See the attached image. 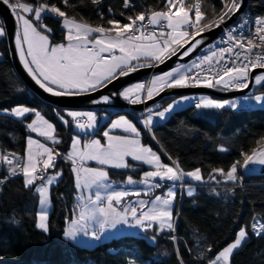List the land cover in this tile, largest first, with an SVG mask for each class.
Segmentation results:
<instances>
[{
    "label": "snow or ice",
    "instance_id": "obj_1",
    "mask_svg": "<svg viewBox=\"0 0 264 264\" xmlns=\"http://www.w3.org/2000/svg\"><path fill=\"white\" fill-rule=\"evenodd\" d=\"M91 2L99 4L100 0ZM2 3L9 7L18 25L15 45L23 67L45 92L56 97H72L105 88L119 77L138 71L140 67H153L152 61L156 62V65L162 64L166 59L177 55L179 48L185 49L183 55H189L197 45L203 43L197 37L205 31L220 27L240 12L243 0H221L222 8L217 13L213 6L214 18L211 20L203 10L204 0H163V6L160 8H148L131 15L121 12L120 15L125 17L126 22L108 19L107 27L103 24H89L83 17L77 19L75 15L69 16L66 10H62L55 2L49 3V0H2ZM60 3L67 7L72 6L69 0H60ZM123 7L133 8L132 0H123ZM111 11L109 8V12ZM100 15L103 17V13ZM46 18L55 19L60 23L62 42L54 43L50 39L52 28L44 23ZM243 27V24L240 25L238 34H234L237 29H230L227 39L220 41L228 46L211 51V54L201 58L199 63L194 61L191 66L178 65L155 76L146 89L145 99L152 100L165 88L205 87L227 91L244 90L249 88L251 83L264 85V72L252 75L255 69L264 70V16L254 19L247 35ZM5 35V26L0 22V37ZM186 45L188 47H185ZM142 59L145 63H140ZM203 65L209 66L206 74L201 75V71L192 76L187 74L194 68L203 70ZM182 68L186 69V72H181ZM144 91L145 84L138 83L124 89L119 95L132 104H139L145 102L141 96ZM110 99L109 96H102L101 100L94 102L108 103ZM192 99L196 100L194 106L197 109H236L239 106L238 100L182 96L163 111L154 112L153 108H147L148 115L142 120L143 125L149 128L153 123V116L164 118L166 113L172 112L182 101ZM244 99L254 100L264 106V93L246 96ZM0 111L17 118H27L29 114H33L35 119L26 124L28 130L51 141L53 145L62 142L56 134L55 126L36 109L18 106ZM66 115L81 132H87L97 126L95 112L69 110ZM57 116L63 124L70 123L60 113H57ZM115 129H122L133 135L111 134ZM140 137L141 132L136 124L122 115L112 120L110 129L103 132L105 142L101 139H91L82 143L79 135L72 138L70 151L62 158L71 162V171L75 175L74 187L80 192L76 197L79 203L73 209L75 218L70 220L62 233L66 240L75 242L78 237L83 236L99 241L106 230L116 229L121 224H130V219L134 222L131 226L145 231L155 228L158 233L165 230L175 232V183L168 187L166 196L155 195L150 201L139 199L135 206L129 203L121 207L125 197H140L141 192L115 190L114 182L110 181L109 172L105 167L87 166V162H95L100 166L115 169H134L136 165L130 164L128 158L152 165L154 170L145 171L140 181L134 180L132 176H128L126 180L128 185L139 183L147 186L148 192L165 187L161 182H182L186 177L205 182L200 168L186 172L178 160L172 161L171 164L163 163L161 156L151 147L144 145ZM258 144L259 146L253 148L250 153L243 154L242 162L235 161L227 171L222 168L213 169L207 179L220 183L216 175H213L215 173L226 182L242 181V177L238 175V167L248 169L250 165H264V138H261ZM220 150L227 151L225 148ZM60 156L58 150L31 136L26 140V157L14 152H0V165L5 166V175L0 177V190L9 179L22 177L25 188L33 189L38 195L41 211L38 213L36 226L45 233L49 231L48 209L52 203L50 189L63 175L56 165V158ZM49 169L56 170L49 173ZM194 193L195 189L190 184L187 185V195L191 197ZM249 230L257 237H264V217H253L250 225L241 226L235 239L208 257L207 264H231L234 251L249 239ZM168 238L176 240L172 235ZM155 239L153 236V242ZM206 251L212 252V247L209 246ZM198 259H204L203 252ZM129 264H136V261L130 260Z\"/></svg>",
    "mask_w": 264,
    "mask_h": 264
},
{
    "label": "trees",
    "instance_id": "obj_2",
    "mask_svg": "<svg viewBox=\"0 0 264 264\" xmlns=\"http://www.w3.org/2000/svg\"><path fill=\"white\" fill-rule=\"evenodd\" d=\"M52 2L66 10L69 16L75 15L77 19L83 17L89 24H103L105 27L108 26V19L126 22L125 17L120 15L121 12L131 15L163 6V0H132L134 7L131 9L123 7V0H100L99 4H93L91 0H69L71 7L62 5L60 0H49V3ZM213 6L219 13L222 8L221 0H204L203 10L209 20L214 18ZM109 8L112 9L111 12ZM248 9L247 13L253 16H264V0H248ZM100 13H103V17ZM44 23L52 28L50 39L54 43L62 42L60 23L51 18H46ZM0 53V110L26 106L36 109L54 124L56 134L62 141L53 145L61 153L56 158V165L63 172L60 180L50 189L52 203L47 233L36 226L38 195L33 189L25 188L23 178L14 177L2 186L0 264H129L133 259L136 264H181V261L182 264H207L208 257L235 239L241 226L250 225L253 217H264V175L246 177L241 171L242 167H238V175L242 177V181L237 183L226 182L215 173L213 175H216L220 183L207 179L213 169L222 168L227 171L235 161L242 162L244 153H250L259 146L258 142L264 138V107H250L240 111L230 108L204 111L205 109H197L193 105L178 108L168 113L166 120L153 128V139L142 123L141 113L93 109L91 111L99 117H107L101 129L115 117L126 116L138 126L141 138L161 152L163 161L168 162L166 158L169 157L171 161L178 160L186 172L200 168L205 182L186 177L183 185H192L194 195L189 197L184 186L182 194L177 191L175 210L178 216H174L175 232L157 233L148 230L107 241L96 240L89 246L66 240L62 233L70 220L74 219L73 209L78 202L72 167L62 157L69 150L74 123L67 117L65 110L43 103L24 86L12 66L6 38L0 39ZM252 92L264 93V85ZM171 99L173 98L168 97L162 102L166 104ZM159 109L162 110V107ZM3 113L0 111V152H14L26 157L27 137L33 136L40 140L26 127L32 115L18 120ZM57 113L70 123L63 124ZM98 135L100 132H96V136ZM221 148L227 151H221ZM4 168V165H0V177L5 175ZM55 170H49V173ZM108 172L112 179L119 181L128 176L137 177V174L119 169ZM170 235L175 236L176 240L169 239ZM153 236L156 237L155 242L152 240ZM209 246L212 247V252L206 251ZM202 252L204 259H198ZM231 264H264V237H257L249 230V239L234 251Z\"/></svg>",
    "mask_w": 264,
    "mask_h": 264
},
{
    "label": "water",
    "instance_id": "obj_3",
    "mask_svg": "<svg viewBox=\"0 0 264 264\" xmlns=\"http://www.w3.org/2000/svg\"><path fill=\"white\" fill-rule=\"evenodd\" d=\"M248 0H243V5L240 9V12L232 16L231 19L227 20L218 28H213L211 31H206L202 33L197 39H201L203 43L197 45L189 55H183L184 48H179L177 50V55L171 57V59H166L164 63L156 65L153 67H141L136 72H132L127 76H121L119 79L114 80L109 83L107 87L101 88L98 91H93L90 93H85L79 96L72 97H56L50 93L45 92L38 84L32 79L31 75L23 67V63L20 60L19 52L16 49L15 45V32L18 30V25L8 6L2 3L0 0V21L3 22L7 35H5L8 52H10L9 57L11 63H13V68L15 73H18L19 79L24 83L25 87L30 90L39 100L43 103H46L53 108L65 110V111H91L97 109H111L118 111H131L133 113H143L147 108H153L157 103L162 102L163 100L169 98H178L181 96L189 95H204L216 98V99H225L230 100L231 98H237L241 96H246L251 93V91L256 87L254 83L249 85V88L234 91V92H223L217 89H209L205 87H188V88H166L160 92L159 95H155L152 100H146L144 103L131 104L127 100L122 99L119 95L124 88H128L132 85L141 83L145 79H150L152 76H157L163 74L169 70H172L179 64H187L194 57H196L199 52L205 48L208 44L214 43L217 38H219L223 33L224 29L228 26H232L240 22L242 15L246 14L248 11ZM194 43V42H193ZM185 47H188L186 45ZM264 72L262 69H255L252 71V75L255 76ZM102 96H109L111 99L108 103H95L94 101L101 100ZM243 168V167H242ZM242 173L246 177H251L257 175H264V165H250L248 169L242 170Z\"/></svg>",
    "mask_w": 264,
    "mask_h": 264
},
{
    "label": "crops",
    "instance_id": "obj_4",
    "mask_svg": "<svg viewBox=\"0 0 264 264\" xmlns=\"http://www.w3.org/2000/svg\"><path fill=\"white\" fill-rule=\"evenodd\" d=\"M0 22H2V21H0ZM2 38H5V36H3V37H0V39H2ZM25 47H26V45H25ZM118 54V53H117ZM1 58H2V56H1V53H0V60H1ZM140 62H144V60L142 59ZM135 63V62H134ZM153 63H155L154 61H153ZM141 68V67H140ZM136 84V83H135ZM133 86V85H132ZM132 86H130V87H132ZM125 89V88H124ZM166 89V88H165ZM90 92H93V91H90ZM90 92H88V93H90ZM123 92V91H122ZM120 97L122 98V99H124L121 95H120ZM125 100V99H124ZM129 100H127V102H128ZM193 102H196V100H188V102H187V104H184V103H181L180 104V108H184V107H186V106H189V105H191ZM178 108H179V106H178ZM177 108V109H178ZM87 112V111H86ZM4 115H10V114H8V113H3ZM30 115H32V117H31V119H35V116L33 115V114H29V116ZM42 115V114H41ZM97 115V114H96ZM11 116V115H10ZM28 116V117H29ZM12 118H14V119H18V120H20V119H24V118H17V117H14V116H11ZM119 117H115L114 119H112V120H116V119H118ZM112 120H110V122L109 123H107L106 125H105V127H104V129H101V127L103 126V124L107 121V118H106V116H104V117H99L98 115H97V126H96V128L95 129H89V130H87V132H81L79 129H77L76 127H73V130H74V135H73V137L74 136H76V135H79L80 136V138H81V141H82V143H85V142H87L88 140H91V139H101L102 140V142H105V140H106V138H103V132L104 131H108L109 129H110V127H111V121ZM30 122H31V120H30ZM133 122V121H132ZM134 123V122H133ZM54 125V124H53ZM75 126V125H74ZM137 128H138V126H137ZM101 129V130H100ZM29 132L31 133V131L29 130ZM96 132H100V135H98V136H96ZM34 136H36V137H38L40 140H42L41 142L42 143H46L47 144V146H49V147H53V144H52V142L51 141H47V140H45V138H43V137H40L37 133H32ZM111 134H113V135H126V136H131V135H133V134H130V133H126V132H124L122 129H115V130H112V132H111ZM32 138H34L33 136H31ZM72 137V138H73ZM34 139H36V138H34ZM140 139H141V142L144 144V145H146V146H149V147H151L150 146V144L149 143H147L146 141H144L141 137H140ZM71 144V143H70ZM152 148V147H151ZM153 149V148H152ZM68 151H70V147H69V150ZM153 151H154V149H153ZM156 152V151H155ZM157 153V152H156ZM160 153V156H161V152H159ZM128 160H129V163L130 164H133V165H136V167L133 169V168H129V169H119L120 171H129V173H134V174H137L136 176L137 177H132L134 180H136V181H140L141 179H143V173L145 172V171H153L154 170V166H152V165H147V164H143V163H141V162H136V161H132L131 160V158H128ZM161 160H162V158H161ZM162 162L163 163H167V162H165V161H163L162 160ZM87 166H91V167H105L108 171L109 170H117V169H115V168H111V167H109V166H100V165H98V164H96L95 162H87ZM74 174V173H73ZM75 176V175H74ZM109 178H110V181H112V182H114L113 183V188L115 189V190H127V191H129V192H132V191H140L141 192V196L140 197H136V196H134V195H130V196H128V197H125V199H124V201H122V204H121V207H123V206H126L127 204H129V203H132V204H136V201L137 200H139V199H144V200H146V201H150L151 199H153L154 198V196L155 195H166V192H167V189H168V187L169 186H171L173 183H175V184H178V182H171V181H165V182H161V183H163L164 185H165V187H163V188H160V189H152L151 190V192H148V189H147V186H145V185H142V184H139V183H137V184H134V185H128V184H126V180H127V178L126 179H124V180H122V181H119V180H114V179H112L111 177H110V174H109ZM158 179V178H157ZM187 179H190V178H187ZM74 183H75V179H74ZM166 188V189H165ZM76 190V195H78L79 194V192H80V190H78V189H75ZM164 190V191H163ZM173 190L174 191H176L177 192V185H176V187L175 188H173ZM109 191H111V189L109 190ZM159 192V193H158ZM145 193H147V194H145ZM85 194H86V190H85ZM77 202L79 203V201L77 200ZM175 205H176V203L174 202V204H173V216H174V212H175ZM74 218H75V216H74ZM134 222H131L130 224H127V225H125V224H121V225H118L117 226V228L116 229H108V230H106L105 232H104V234L101 236V239H102V241H107V240H110V238H117V237H120L121 235H131V233L132 234H139V233H141V229L139 228V227H133V226H131V224H133ZM152 230H154V231H156V229L155 228H153V229H149V231H152ZM157 232V231H156ZM164 232H168V230H165ZM158 233V232H157ZM160 233H163V232H160ZM94 241H96V240H94V239H92V238H90V237H83V236H81V237H78V239H77V243L79 244L80 243V245H83V246H89L90 244H92Z\"/></svg>",
    "mask_w": 264,
    "mask_h": 264
},
{
    "label": "built area",
    "instance_id": "obj_5",
    "mask_svg": "<svg viewBox=\"0 0 264 264\" xmlns=\"http://www.w3.org/2000/svg\"><path fill=\"white\" fill-rule=\"evenodd\" d=\"M258 16H260V15H258ZM258 16H253V15H251V14H249V12L248 13H246V14H244L241 18H240V22H238L237 24H235V25H232V26H228L227 28H225L223 31H224V33L219 37V38H217V40H215L214 41V43H212V44H208L203 50H201V52H200V54H198L192 61H191V64L195 61V62H197V63H199V60L201 59V58H203L204 56H207V55H210L211 54V51H213V50H216V49H218V48H221V47H227L228 45H226V44H223V43H220V41H222V40H226L227 39V33H228V31L230 30V29H237V32H235L234 34H238V32H239V30H240V25H244V27H243V31H244V33H245V35H247L248 34V29H249V26L250 25H252V23H253V21H254V19L256 18V17H258ZM222 25V24H221ZM220 25V26H221ZM149 31L151 30V28H149L148 29ZM206 32V31H205ZM205 32H203V33H205ZM213 46H215V48H213ZM209 66L208 65H203L202 66V69L203 70H198V69H193L192 70V72H189V73H187L188 75H190V76H192V75H195L196 74V72L197 71H201V75H204V74H206V70H207V68H208ZM141 83H143V84H145V91L144 92H142L141 93V96H142V99H145V97H146V89L148 88V86H149V79H145V81H143V82H141ZM217 90H219L220 91V89H217ZM221 91H223V92H234V91H240V90H221ZM252 95L253 94H248V95H246L247 97H252ZM246 96H241V97H237V98H235V100H238L239 101V106L237 107L239 110H247V109H249L250 107H252V100L251 99H249V100H245L244 99V97H246ZM145 101H146V99H145ZM130 102V101H129ZM193 105H195V102H193ZM142 114V118L144 119V118H146V116L148 115V113L145 111V112H143V113H141ZM107 118V117H106ZM153 118L154 119H156V126L158 125V123H160L161 121H162V119L160 118V117H158V116H153ZM146 128V127H145ZM146 130H148V133H149V135L152 137V132L154 131L153 130V127H149V128H146ZM178 182H180L181 184H180V187H181V185L185 182V181H183V182H181V181H178ZM180 189H182V187L180 188ZM178 190V189H177Z\"/></svg>",
    "mask_w": 264,
    "mask_h": 264
},
{
    "label": "rangeland",
    "instance_id": "obj_6",
    "mask_svg": "<svg viewBox=\"0 0 264 264\" xmlns=\"http://www.w3.org/2000/svg\"><path fill=\"white\" fill-rule=\"evenodd\" d=\"M242 16H243V15H242ZM242 16H241V17H242ZM203 49H204V48H203ZM203 49H202V50H203ZM177 50H179V49H177ZM200 52H201V51H200ZM200 52H199V53H200ZM194 58H195V57H194ZM194 58H193V59H194ZM193 59H192V60H193ZM192 60H191V61H192ZM191 61H190V62H187V64H179V65H189V66H191ZM140 63H145V61H144V62H140ZM151 63H153V61H152ZM155 63H156V62H155ZM177 66H178V65H177ZM181 72H186V69L182 68V69H181ZM155 76H156V75H155ZM155 76H152V77L149 79V86H150V82H151V80H152ZM149 86H148V87H149ZM258 86H260V85H257L253 90H255ZM253 90H252V91H253ZM252 93H253V92H252ZM255 95H260V94H258V93H257V94H254V93H253L252 96H255ZM188 96H189V97H196V98H198V97H200V96H204V95H200V94H199V95H189V94H188ZM181 97H182V96H181ZM208 97H211V95H209ZM211 98H213V97H211ZM179 99H180V97H178V98H173V99H171L170 101H168L166 104H164L163 102L157 103V105H155V106L153 107L154 112H156V111H163L164 108H166L169 104H172L173 101H175V100H179ZM213 99H216V98H213ZM192 100H195V99H192ZM218 100H225V99L220 98V99H218ZM230 100H235V98H234V99L231 98ZM187 102H188V100H187V101H182L181 103L187 104ZM181 103H180V104H181ZM180 104L178 105L179 108H180ZM251 104H253L252 107H254V108H263V107H264V106H262L261 104L257 103V102L254 101V100H252V103H251ZM191 105H193V104H191ZM191 105H190V106H191ZM178 106H176V107L174 108L173 111L178 110V109H177ZM193 106H194V105H193ZM160 107H162V110L159 109ZM194 107H195V106H194ZM157 109H158V110H157ZM180 109H181V108H180ZM203 109H204V108H201V110H203ZM233 110H234V111H240L238 108L233 109ZM204 111H208V109H205ZM167 115H168V113L165 114V117H164V118H161L162 121H163V120H166ZM155 126H156V119L153 118V123H152L151 127L154 128ZM74 127H75V126H74ZM153 130H154V129H153ZM154 131H155V130H154ZM154 131H153V132H154ZM153 132H152V137L149 135L150 138H152V139H153ZM148 134H149V133H148ZM154 151H156L157 154L160 155V153H159L160 151H157V150H155V149H154ZM166 161H168L167 163H169V164L172 163V161L169 160V158H166ZM67 162H68V163L70 164V166L72 167L71 162H69V161H67ZM49 170H52V169H49ZM242 170H243V168H242ZM242 170H241V171H242ZM189 181H191V180H189ZM177 182H178V181H177ZM182 182H183V181H182ZM191 182H192V181H191ZM229 182H231V181H229ZM180 184H181L180 182H178V184H176V185H177V189H178L177 191H178L180 194H182L183 186H181L182 189H180V188H181V187H180ZM182 185H183V184H182ZM187 185H188V184H187ZM187 185L184 186V187H185V190H187ZM191 186H192V185H191ZM165 196H166V195H165ZM133 206H135V204H133ZM38 210H39V212L41 211L40 205H39V207H38ZM50 210H51V209L49 208V209H48V212H49ZM39 212H37V220H38V213H39ZM175 212H176V213H175ZM175 212H174V216H178V213H177L176 210H175ZM131 222H133V221H131V219H130V223H131ZM37 223H38V222H36V224H37ZM140 229H141V228H140ZM142 231H145V230H144V229H141V232H142Z\"/></svg>",
    "mask_w": 264,
    "mask_h": 264
},
{
    "label": "bare ground",
    "instance_id": "obj_7",
    "mask_svg": "<svg viewBox=\"0 0 264 264\" xmlns=\"http://www.w3.org/2000/svg\"><path fill=\"white\" fill-rule=\"evenodd\" d=\"M129 102V101H128ZM130 103V102H129ZM132 104V103H131Z\"/></svg>",
    "mask_w": 264,
    "mask_h": 264
}]
</instances>
